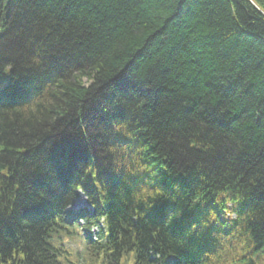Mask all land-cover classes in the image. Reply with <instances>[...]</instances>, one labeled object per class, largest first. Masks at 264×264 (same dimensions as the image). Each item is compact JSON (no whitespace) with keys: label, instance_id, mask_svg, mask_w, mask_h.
Segmentation results:
<instances>
[{"label":"trees","instance_id":"trees-1","mask_svg":"<svg viewBox=\"0 0 264 264\" xmlns=\"http://www.w3.org/2000/svg\"><path fill=\"white\" fill-rule=\"evenodd\" d=\"M79 189L85 262L264 264V0H0V264Z\"/></svg>","mask_w":264,"mask_h":264},{"label":"rangeland","instance_id":"rangeland-1","mask_svg":"<svg viewBox=\"0 0 264 264\" xmlns=\"http://www.w3.org/2000/svg\"><path fill=\"white\" fill-rule=\"evenodd\" d=\"M75 208L71 207V210L69 211V213H73L74 209L77 208H85V198H83V196H78L76 203L74 205ZM73 211V212H72ZM71 218V217H70ZM69 220V217L67 218ZM81 224L77 223V222H73L72 226H69V228L76 234H74L73 232H71V234L67 233L64 235V240H63V245L64 247L70 252L71 257L74 256H78L79 253H81L82 255V249H83V245H84V239L83 237H81ZM76 228V230H75ZM83 232H86L85 229H83ZM75 264H83L82 263V259L81 257L79 259H75L74 260ZM64 264H69V263H64Z\"/></svg>","mask_w":264,"mask_h":264}]
</instances>
